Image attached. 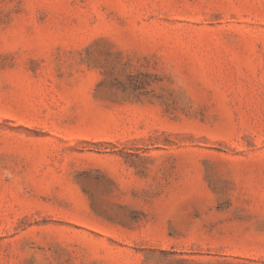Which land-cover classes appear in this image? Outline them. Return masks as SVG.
<instances>
[{
    "label": "rangeland",
    "instance_id": "1",
    "mask_svg": "<svg viewBox=\"0 0 264 264\" xmlns=\"http://www.w3.org/2000/svg\"><path fill=\"white\" fill-rule=\"evenodd\" d=\"M0 264H264V0H0Z\"/></svg>",
    "mask_w": 264,
    "mask_h": 264
}]
</instances>
